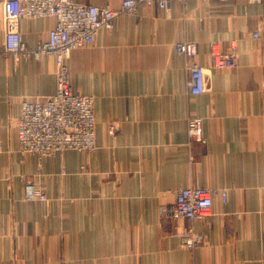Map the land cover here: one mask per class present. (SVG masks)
<instances>
[{"label": "crops", "instance_id": "crops-1", "mask_svg": "<svg viewBox=\"0 0 264 264\" xmlns=\"http://www.w3.org/2000/svg\"><path fill=\"white\" fill-rule=\"evenodd\" d=\"M0 0V264H264V0H173L120 16L94 44L67 60L73 88L95 99L96 148L42 161L18 151L16 122L25 99L56 92L55 61L6 56ZM120 9L123 0H79ZM54 18H21L30 47L46 40ZM197 44L208 68L204 93L188 86L176 44ZM236 46L233 68L212 67L211 43ZM202 120L201 141L188 121ZM115 132L112 133V127ZM192 142V143H191ZM46 201L24 196L20 176ZM224 189L212 214L196 222L165 212L182 188ZM194 225L202 245L177 233Z\"/></svg>", "mask_w": 264, "mask_h": 264}, {"label": "built area", "instance_id": "built-area-1", "mask_svg": "<svg viewBox=\"0 0 264 264\" xmlns=\"http://www.w3.org/2000/svg\"><path fill=\"white\" fill-rule=\"evenodd\" d=\"M173 0H123L120 9L108 6L85 4L79 0H5L3 4L6 26V54L15 63L21 58L34 61L52 57L57 66L56 92L44 101L25 99L21 104L17 119L18 148L22 155H35L40 161L47 156H56L68 150L92 152L96 148L95 99L75 90L70 82L67 60L79 48L94 44L101 30L111 31L116 20L125 14H134L141 6H157L168 10ZM185 2L186 0H178ZM234 2L235 0H219ZM249 4L262 0H247ZM21 18H54L55 25L49 30L46 40L30 47L23 39L19 29ZM253 38L262 40L264 64V32L255 31ZM178 54L185 58L190 93L199 95L206 91L208 68L196 61L197 44L181 41L176 44ZM212 67L216 69L233 68L236 64V46L223 52L217 42L211 43ZM202 120L191 117L188 132L191 141L199 142ZM112 127L111 132L115 129ZM192 143V142H191ZM25 182L26 178L23 176ZM27 200L45 201L47 196L33 183L25 187ZM227 201V191L204 186H190L178 191L175 204L166 212L175 220L186 219L191 222L203 220L212 214L214 198ZM182 244L191 250L205 241V234L194 225L177 233Z\"/></svg>", "mask_w": 264, "mask_h": 264}, {"label": "rangeland", "instance_id": "rangeland-1", "mask_svg": "<svg viewBox=\"0 0 264 264\" xmlns=\"http://www.w3.org/2000/svg\"><path fill=\"white\" fill-rule=\"evenodd\" d=\"M3 53L6 55V56H9V57H11V59H12V62L13 63H15L14 62V60H13V57L10 55V54H6L5 53V51H3ZM52 58V57H51ZM54 59V58H53ZM55 61V60H54ZM16 64V63H15ZM55 69H56V77H57V66H56V64H55ZM18 151H19V148H18ZM66 152V151H65ZM21 154V153H20ZM22 155V154H21ZM22 156H27V155H22ZM23 176H25V178H26V180H25V182H24V180H23ZM20 178H21V181H22V183H23V190H24V196H25V187H26V183L27 182H31V183H33L37 188H39L42 192H44V190H43V188L42 187H40L34 180H32L29 176H27V175H21L20 176ZM45 194V193H44ZM46 195V194H45ZM26 197V196H25ZM26 199V198H25ZM27 200V199H26ZM35 200H39V199H35ZM35 200H32V201H35ZM47 200V199H46ZM45 200V201H46ZM31 201V200H30ZM39 201H41V200H39Z\"/></svg>", "mask_w": 264, "mask_h": 264}]
</instances>
